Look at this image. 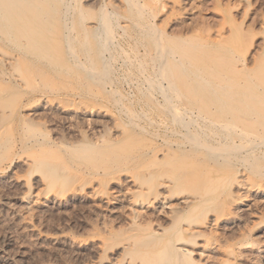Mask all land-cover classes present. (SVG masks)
Returning <instances> with one entry per match:
<instances>
[{
  "label": "rangeland",
  "instance_id": "rangeland-1",
  "mask_svg": "<svg viewBox=\"0 0 264 264\" xmlns=\"http://www.w3.org/2000/svg\"><path fill=\"white\" fill-rule=\"evenodd\" d=\"M62 1L66 4L70 1L71 7L72 4L75 7L66 15L67 25H62L57 18L59 13L55 20H46L47 25L37 26L32 35L12 36L13 40L10 36L4 39L3 34L0 37V264H112V258H117L119 252L111 249L110 253H104L103 247L111 240L109 232L127 228L131 208L122 194L127 189H136L137 184L129 181V177H143L139 181L144 186L157 184L179 171L174 170V162L181 159L182 163L185 155L178 157L181 151L190 150L186 143L184 150L177 149L175 143L185 128L182 123L170 120L172 113L164 110L165 104L173 102L182 110L183 104L193 103L185 94L190 87L218 75L224 80L230 76L235 83H247L246 75L256 72L264 59V0H110L98 9L96 0ZM70 15L75 18L72 22ZM73 21L78 22L77 27L83 23L84 27L80 25L83 28L103 22L104 37L101 35L97 44L88 40L81 27L75 30ZM65 26L67 29L75 26L74 31L63 30ZM64 31L69 39L74 37L64 38ZM88 42L90 50L86 47ZM175 44L189 51L182 58L188 60L193 55L191 63L185 61L181 68L161 73L158 61L164 57V50L178 49ZM101 56H104V66ZM195 66H199V77L203 80L198 76L189 80L192 79L189 68ZM223 84L226 86L228 81ZM175 87L176 93L170 91ZM166 92L167 98H164ZM207 98L214 99L210 95ZM245 105L241 106L242 113L244 108L248 109ZM188 108L190 113L184 119L191 116L196 120L189 127L192 132L197 131L200 137L204 135L202 139L209 138L211 141H206L210 144L213 141L214 146L220 143L231 146L228 143L233 142L242 148L231 149L228 159L201 163L207 165L202 170L198 168L201 164L197 167L195 161L200 156L192 161L189 152L185 153L189 168L185 163L182 164L186 167L178 165L186 168L180 174L189 169L186 179L191 180L200 176L193 175V167L205 173L209 169L210 178L215 175L219 181L210 183L216 185L211 193L216 202L208 217L226 211L231 218L216 226L212 222L209 230L204 225L208 217L200 218L203 222L200 227L212 245L204 253H200L201 249L199 253L195 250L192 256L199 264H224L223 260H227L223 249L230 246L235 256L227 263L264 264V129H261L264 117L261 123L257 121L256 127L252 126L254 131L240 132L237 128L239 134H236L232 130L236 136L231 129L217 132L213 127V132L210 131L212 125L205 126L207 123L197 118L194 103ZM190 108L196 111L194 115ZM118 122L128 126H119ZM203 122L205 125L201 126ZM122 128L125 131L131 128L130 136L137 140L127 138L126 141L137 144V152L133 148L134 153L130 154L133 157L128 154L127 160L121 151L125 142L120 140L129 133ZM216 138L226 141L222 143ZM162 139L171 140L167 143ZM156 144L165 150L169 145L168 149L173 148L171 152L176 149L180 153L175 154L174 150L178 158L173 157V162L169 159L170 165L167 155L160 158L159 164L164 160L167 166H157L156 160L154 166L162 170L156 172L154 168L155 174L148 177V170H154L151 166L154 159L149 158V152ZM144 153L153 160L151 164ZM194 162L196 165L192 167ZM191 182L184 186L187 189L183 187L185 191L192 192L194 186H202ZM96 187L108 192L112 199ZM198 241V244L204 243L203 239Z\"/></svg>",
  "mask_w": 264,
  "mask_h": 264
},
{
  "label": "bare ground",
  "instance_id": "bare-ground-1",
  "mask_svg": "<svg viewBox=\"0 0 264 264\" xmlns=\"http://www.w3.org/2000/svg\"><path fill=\"white\" fill-rule=\"evenodd\" d=\"M96 1L98 2V7H97V9H98V8H101L102 6H104L105 2H107V1L109 2L110 0H96ZM65 2L66 1L63 2L62 0H0V37L2 36L1 34H3V36L5 35V37H3L4 39L7 36L8 37L10 36L9 38H11L12 36L17 37L18 35H21V34H25V36L27 34L32 35L37 26L47 25L46 20L47 21L55 20V17H57L59 13H60V15L57 18L63 22L62 25H67L66 24V22H67L66 21V17H67L66 15L68 14V16H69V13H68L69 9L74 7V5L72 4V7H71L70 1H68L67 4ZM58 6H60V7L58 8ZM73 9H71V10H73ZM111 13H114V12H111ZM77 14H78V11H77ZM99 14H97V15H99ZM74 16H76V14ZM105 16H107V15H105ZM105 16H104V18H105ZM110 16L111 15H109L108 18ZM72 18H73V15L71 16L70 22H72ZM69 19H70V17H69ZM73 19L75 20V18H73ZM102 20H103V18H102ZM77 21H78V19H77ZM77 21H75V22H77ZM107 23H109V22H107ZM48 24H51V23H48ZM76 24H78V22L74 24V21H73V25L76 26ZM79 24L81 26H83L82 25L83 23L81 24V22H80ZM80 25H78L79 28L81 27ZM51 26H49V27H51ZM75 26H73V28H75ZM78 27L75 28V30L76 29L79 30ZM83 27H81L82 29L81 28L80 29H81V31H83L82 33L85 32V34H83L85 36V38L88 37L87 38L88 40L95 41L96 44L101 41V35L106 32L104 29L105 26H104L103 22H97L93 27H90V28L85 27L86 28L85 29ZM120 27H121V25H120ZM73 28L67 29V27H66L63 30L74 31ZM122 29H124V28H122ZM87 30H90V31L88 32ZM52 32H54V31H52ZM59 32L60 31H58V33ZM64 32H65V37L64 36L63 37L66 38L68 36V35L66 36V34H68V33H67V31H64ZM76 32L78 33V31H76ZM76 32H75V38H77V41H78V38L80 37V35L78 33L79 36L76 37V34H77ZM8 37H7V39H8ZM13 37H12V40H13ZM69 37H67V38L69 39ZM72 37H74V36H72ZM106 39H107V36H106ZM65 41H67V40H65ZM102 41H103V39H102ZM89 42H88V46H86L88 48L87 50H90V48H91V46H89V45H91V44H89ZM85 43L87 44V42H85ZM174 46H176V48H178L176 44ZM152 47H154V46H152ZM166 48H168V46ZM181 48L182 47H180V49L178 48L180 51L178 49H171V48L164 50L165 51V52H163V54L165 53L164 57L161 60L159 59L160 61H158V62H160L159 63V70L161 71V73L167 72L169 70L181 68L182 62L184 63L185 61L186 62L188 61V63H191L189 60H192L193 55H192V57H190L191 59H188V60H186L187 58H182L183 57L182 54L186 53L188 50L186 49L184 51V49H181ZM97 50H99V49H97ZM83 51H84V49H83ZM84 52H85V54H87L86 53L87 51H84ZM160 52H162V51L160 50ZM163 54L161 56H163ZM187 55H189V54H187ZM101 57H100V59H101ZM11 59H14V58H11ZM15 60H18V59L15 58ZM15 60H14V62L16 64L17 61H15ZM196 60L194 61V63H198V62H196ZM103 62H104V56L101 59L102 64H103ZM9 63H11V62H9ZM102 64H100V65L102 66ZM103 66H104V64H103ZM198 70H199V66H195L194 68H192V67L189 68V71H190L189 77L192 78L189 80H193L197 76L199 77ZM94 71L96 72V70H94ZM199 78H201V77H199ZM246 79H247V83H235V80L233 78H230V76L227 77L226 80H224V78H222L221 75H218V76H216V78L204 79V80L202 79L203 80L202 82L195 84L193 87H190V89L188 88L189 91L185 94L188 95L189 99L193 100L194 107H197L196 108L197 109L196 110L197 111V114H196L197 118H199V120L201 119L200 121H205L207 123L205 125L203 122L202 123L203 125H201V126H204V125L207 126L210 124L209 126L212 125L211 130H210V127L208 128V130L212 131V128L214 127L213 129H216L215 131H217V132H221L222 130L228 131L229 129H231V131L233 130L234 132H236L237 128H240L241 129L240 132H242L243 129H247V131H248V129H252V130L254 129L252 126L256 127V123H259L257 121H260V119L261 118L263 119V117H264V59H261V64L259 65L256 72H254L253 74L248 75V76L246 75L245 82H246ZM186 80H187V78H186ZM224 81L225 82L228 81V84L226 86H225L226 83L221 85ZM185 84L186 83L183 82L184 86H185ZM177 87H179V86H177ZM177 87H175L174 90H170V91H174V93H176L177 91H175V90L177 89ZM186 88L187 87H184V89H186ZM209 95L211 97H213L214 99H208L207 96H209ZM163 96H164V98H167V92L164 93ZM211 100H214V101H211ZM193 103L187 102V103L183 104L182 110L181 109L179 110L177 108V106H175V103H173V102L169 103V104L166 103L167 107H166V104L164 103L165 104L164 110L170 111L172 113V118L170 120H172V122L182 123V126L185 128V132L182 133V135H181V132L179 131L181 138L180 139L178 138V140L175 143L177 149L179 147L180 151H181V149L184 150L185 143L188 144V147H190V150L185 151V153L189 152L188 155L191 156V160L193 161L195 157L200 156L199 161L197 160L198 158L197 159L195 158L196 163H198L197 167H198V165H200L201 163H204V162H205V164L206 163L208 164L211 160L213 162L214 161L213 159H216V160L226 159L227 157L230 156V153H231L230 151H232L231 149L238 150L240 148V146H238L236 143L230 142L231 140H233L232 138H234V137H232L229 140L230 143H228V144H231V146L224 145V144H226V143H224L226 140H223L224 142H222L220 140L221 138L220 139L216 138V139H219L220 142H222L224 144H221L219 142L220 144H218L217 146H214V144H212L213 141L211 144L208 143L210 140L209 138H206L208 140V142H207L206 139H202V137L203 138L205 137L204 135H202V137H200L201 134L198 135L196 133L197 131L192 132L189 129V127L192 126V124L194 125V123H196V120L193 119L191 116H190V118L186 117L188 119V120H186V119H184V116L188 111H190L188 107L189 106L192 107ZM211 103H213V104H211ZM243 104L247 105L246 108H248L249 111H247L248 109L244 108L245 111L242 113L243 108H241V106H243ZM120 107L122 108V106H120ZM239 107H240L241 111L237 112V110H240V109H238ZM161 109H159V110H161ZM193 109H191V113L194 115L193 112H196V111L192 112ZM189 113L190 112H188L187 114H189ZM245 113H247L248 115ZM168 115H170V114H168ZM249 115H251V116H249ZM140 116L139 117L137 116V118H140ZM226 116H231V118H226ZM163 118L165 119V117H163ZM194 118H196V117H194ZM199 120H198V122H199ZM263 122H264V120H263ZM260 123H261V121H260ZM120 124L121 123H119L118 125L122 126ZM200 124H201V122H200ZM261 124H263L262 127H264V123H261ZM261 124H259V125H261ZM124 126L127 127L128 126L127 123L125 125L123 124L122 127H124ZM168 126H170V125H168ZM262 127H261V129H264ZM217 128L220 129V131L217 130ZM129 129H131V128H129ZM206 129H207V127H206ZM122 130H124V129L122 128ZM122 130H121V132L123 134ZM128 130H126V131H128ZM161 130H163V129H161ZM130 131L126 132V134L129 133ZM136 131H137V129H136ZM227 131H225V132H227ZM205 132L207 133V135L210 134V132H207V130ZM212 132H211V134H212ZM225 132H224V134H225ZM232 132L229 131L230 135ZM234 132H233V134H234ZM156 133H157V131H156ZM229 133H227V134H229ZM237 133L239 134V131L236 132V134ZM146 134H147V132H146ZM150 134L152 135L151 132H150ZM153 134L155 135V133H153ZM236 134H234V135H236ZM180 135H179V137H180ZM240 135H242V134H240ZM129 136H130V133H129L128 137H126L124 140H120V141L125 142V144L121 148V151L125 155V156H123V158L126 157V160H127L128 154H129L128 156H131L130 154L134 153L133 148H135V152H137L136 151V149H137L136 145L137 144L134 145L135 143H133V142H137V140H135V138L133 139L132 136H130L134 141L133 140H132L133 142L130 140L126 141V140L130 139ZM176 136H178V135H176ZM176 136L173 138V140L175 138L177 139ZM218 136L221 137V135H218ZM253 136H254V134H253ZM259 136H261V135H259ZM135 137H137V136H135ZM224 137H226V136L224 135ZM227 137H228V135H227ZM230 137H228V138H230ZM254 138H256V137H254ZM257 138H259V137H257ZM162 140L167 141L166 139H162ZM169 140H171V139H168V141ZM168 141H167V143H168ZM239 142L241 143V139ZM239 142H237V143H239ZM167 143H165V145ZM169 143H171V142H169ZM215 144H216V142H215ZM118 145H119V143H118ZM159 146L160 145H158V144H156L155 147H154V145H152L151 149H150V147L149 148L147 147L148 149H150V152H149L150 157L148 156L149 154H146L147 153L146 151H148V149L146 151H144V152H146V153H144L145 157L148 156L149 158L154 159V161L153 160L150 161L149 158L147 157L148 162L150 161L149 164H151V162L153 161L152 162L153 165L151 164L152 167L154 166V164H155L154 162L156 160H157L156 164L157 163L159 164L161 162L160 158L163 159V158H165L166 155H167L166 158L168 160L170 159L171 161L174 159L173 157H175L174 150H176V149H174L171 152V150L173 148L168 149L169 145H167L168 147L165 146L167 148L166 150H165V148H163V146H160V148H159ZM172 146L173 145H171V147ZM116 147H118V146H116ZM114 149H117V148H114ZM240 149H242V148H240ZM167 150H168V152H167ZM179 150H176L175 154L177 152H179ZM169 153L172 154V156H170ZM185 153H184V151H183V153L181 151V154L179 156L178 155H176V156L180 157V156H182V154L185 155V156H182L183 158L186 157L184 161H183L182 157H180V158H182V163H185L187 165V163L185 161L188 159L186 156L187 153L186 154ZM134 156H135V154H134ZM192 156H193V158H192ZM116 157L117 156H114L113 158H116ZM131 157H133V156H131ZM117 158H119V157H117ZM177 158L175 157V159H177ZM130 159H132V158H130ZM175 159H174V161H175ZM170 160L168 162L169 165L171 164ZM180 160L181 159H177L176 162H174V164H175L174 170L177 168V169H179V171L177 172V170H176L174 173H171V175L169 174L170 176L169 177L166 176V178H167L166 180L161 179L160 180L161 182L159 181V183H157V184L147 183V184H149V185H147L145 183L147 186H144V184H142L143 180L141 181L142 183H140V181H139L143 178L142 176H141L142 177L141 179L139 178L140 176L137 177L136 175H132L129 177V181H131L132 183H137V184H136V189L131 188L132 190L127 189L125 191V193L122 192L123 193L122 197H125V199L127 200L128 206L131 208V213L129 214L130 216L127 218L128 219L127 228L125 230L123 229L124 231H118V232L111 231V232H109L110 235H112L111 240L107 241L108 243L106 241H104L107 243V244L105 243V245L103 247L104 253L110 251L111 249H114L115 252H119V254H117V258H114V257L112 258V259H114V262L112 264H199L196 261V259H194L192 256L194 254V251L197 250V252L199 253V251L201 249L200 253H204V251H206L209 248L210 244L212 243L211 240L209 239V237L206 238V235H207V234L205 235L206 231L204 232L203 229L200 227V223H201L200 218L205 219L206 217L210 216L209 212H211L212 211L211 209H213V206H212V205H214L213 202H216V201H213L216 197H214V199H213V197H212L213 194H211V193L215 189L216 185H214V184L216 182H218L219 179H217L215 177V175H212V176H214L215 179L213 177L210 178L211 176H210L209 169L208 170L205 169L206 173L204 170L200 171V172L195 170V168H197V167L195 166L196 163L194 162L195 164H192V167L195 166V168L194 167L192 168L193 175L194 176L200 175L199 177H202L203 180L201 178L199 179V177H194L193 175H191L192 177H194L196 179L198 178V179L197 180H191V179H189L190 177H187L190 180L189 181L188 179H186V174L190 173L189 169H188V171H185L182 174L179 173L184 169L183 167H182L183 169L181 167H179V166L183 165ZM162 161L164 163L166 162L164 160H162ZM163 162L159 165L157 164V166H160V165H161V167L167 166V164L166 163L164 164ZM125 164H126V161H125ZM156 164H155V166H156ZM205 164H201L198 168H201L200 170H202L203 165H204L203 166L204 168L207 166ZM186 165H183V166L186 167ZM188 165H189V162H188ZM155 166L153 167V169L155 168L156 172H157V170L158 171L162 170L160 167L156 168ZM189 166L187 168H189ZM148 168H150V166H148ZM172 168L173 167H170L171 170H172ZM155 169L153 170V172H152V170H148L150 172L146 176L149 175L148 177H150V175L152 176L153 174H155ZM164 171H166V170H164ZM202 172H204L205 175L207 173H209L208 174L209 177L207 179L209 181L211 179L212 180L210 182L207 181V179L205 178V177H207V175L201 176ZM234 172H232L233 177H234V174L236 173V172L235 173ZM175 173L178 175L179 174L183 175L185 173V175H184L185 177L180 176V175L178 177V175H176ZM196 173H197V175H196ZM144 174H146V173H144ZM236 174H235V176H236ZM244 175H245V173H244ZM181 177H182V180L180 179L181 182L179 181V183H181V184H179L178 179ZM238 177L239 176L237 174V178ZM183 180H185L184 182H186V184H187V182H191V181L195 182L196 181L195 182L196 184H199V185L201 184L202 186L199 187L198 185L194 186L192 184V186H194L197 189L199 188V190L197 191V189L195 190L194 187L192 188V186H190L188 189L190 190L192 188L191 190H193L194 192L193 191L187 192V190L186 191L184 190V188L187 186H186V184H184L182 182ZM214 180H215V182H214ZM137 181L139 182V184ZM202 181H203V184H202ZM234 181H236V179ZM193 182H191V183H193ZM210 183H214V184H210ZM209 184L214 185V186L209 187L210 186ZM242 184H243V182H242ZM142 185L144 187H142ZM176 188H178L177 189L178 191H176ZM200 188H202L201 191H200ZM210 188L211 189L213 188L212 191ZM97 189H99V188H97ZM185 189H187V188H185ZM182 190H184V191L181 192ZM99 191H100V193L102 192V195L105 194L106 198H110V200L112 199L110 197V195L108 194V192H105V191L103 192L100 189H99ZM100 193H98V194H100ZM233 196H231V197L233 198ZM99 197H100V195H99ZM101 205H103V203ZM149 210L151 211L153 217L149 215L150 214ZM213 212H215V211L213 210ZM232 212H234V211H232ZM199 219H200V221H199ZM228 219L229 220L231 219L230 218V212H226V211H224L222 213L218 212L215 215H211V217H208V221L205 222L204 225L208 226V230H209V227L211 226L212 222H214V224H212V225L216 226V224H220L221 222H223V223L227 222ZM105 226H106V224H105ZM214 226H212V227H214ZM103 230H104V228H103ZM202 239H203L204 243L198 244V242H199L198 240H202ZM198 248H199V250H198ZM223 252L225 253V256H226V259L225 258L224 259L227 261L229 259H233L235 256L234 251L232 248H230V246L224 247ZM108 253H110V252H108ZM225 256H222V257H225ZM239 256H240V254H239ZM104 259H106V258L104 257ZM227 261L223 260L222 263L226 262L224 264H229L230 262L227 263ZM90 264H92V263H90Z\"/></svg>",
  "mask_w": 264,
  "mask_h": 264
}]
</instances>
